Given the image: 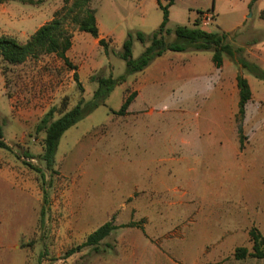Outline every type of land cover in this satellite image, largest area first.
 Instances as JSON below:
<instances>
[{"label":"rangeland","instance_id":"1","mask_svg":"<svg viewBox=\"0 0 264 264\" xmlns=\"http://www.w3.org/2000/svg\"><path fill=\"white\" fill-rule=\"evenodd\" d=\"M63 3L0 2V35L26 41ZM89 7L107 51L67 19L70 65L55 53L15 65L0 58V118L9 146L0 148V264H264L233 256L237 246L251 248L250 227L264 236V80L237 63L241 57L264 69V0H174L167 27H193L198 16V26L224 34L233 52L223 53L217 68L209 50L164 51L152 62L173 61L179 78L169 87L162 80L167 94L154 101L135 100L140 71L125 74L118 53L128 32L158 27L156 0H90ZM144 45L133 37V58ZM237 73L252 94L241 137ZM93 75L118 82L62 133L47 168L40 156L45 133L36 125L51 107L52 120L80 98L91 100ZM133 91L128 111L112 113ZM158 143L159 159L152 154ZM107 220L137 226L111 230L98 252L84 246L66 255Z\"/></svg>","mask_w":264,"mask_h":264},{"label":"trees","instance_id":"2","mask_svg":"<svg viewBox=\"0 0 264 264\" xmlns=\"http://www.w3.org/2000/svg\"><path fill=\"white\" fill-rule=\"evenodd\" d=\"M2 1L4 0H0V2ZM173 1L166 0V3L162 4L161 0H156L162 10V19L158 27L150 34H145L142 31H135L134 35L130 32L127 33L126 38L122 42L121 50L118 53L119 57L125 62V74L143 70L166 50L177 52L209 50L211 51V60L217 68L222 64L223 53L232 55L233 51L224 42L225 35L200 28L198 26L200 23L198 16L193 21V27H188L183 24H176L172 29L167 27L169 21L168 6ZM253 1L255 0H250V3ZM63 2V5L53 12L52 17L38 26L26 41L17 42L10 36L0 35L1 60L15 65L38 54L55 53L65 64L70 65L65 52L71 46V35L65 29V21L70 19L72 23L77 25L79 31L87 32L94 38H98L99 31L95 18V10L89 7L90 0H63ZM171 32L174 35V39L166 41L164 35ZM133 37L145 43L143 50L135 58L131 54ZM98 44L103 46L105 51H107V43L104 38H98ZM237 63L256 78L264 80V69L260 68L257 64L241 57L237 59ZM74 76L76 78V75ZM123 78L124 76L122 75L119 77V80H123ZM91 80L97 83L96 88L93 90L91 100L86 101L80 98L75 105L69 109L62 110L60 115L52 120L51 117L56 110L55 107H51L36 125V130H43L45 133L40 156L45 161L47 168H52L54 154L62 133L87 115L97 105L103 103L113 86L118 82L111 75H93L91 76ZM235 83L238 90L237 131L241 137V120L244 115L245 105L251 100L252 94L249 83L242 74H236ZM135 94L136 91L129 93L122 101L120 107L117 110L111 109V112L117 115H124ZM0 148L9 149V146L4 140L1 118ZM125 226H137V224L131 221L115 225L112 220H107L90 232L83 242L67 250L66 255L68 256L84 246H90L93 251L98 252L101 250L99 247L100 240L107 236L111 230ZM248 236L251 241L250 250L245 246H237L233 252L234 258H264V236L254 226L249 228Z\"/></svg>","mask_w":264,"mask_h":264},{"label":"crops","instance_id":"3","mask_svg":"<svg viewBox=\"0 0 264 264\" xmlns=\"http://www.w3.org/2000/svg\"><path fill=\"white\" fill-rule=\"evenodd\" d=\"M164 62H166L167 64H165ZM172 62L169 61L168 59H166V60H163V59L159 60L158 59L140 71V75L137 78V84H138L137 85V95H136L137 97L135 100L138 101V100L145 99V100L154 101V99L158 98L160 93L163 92L164 94H167L168 87H169L168 85H170L173 81L175 82V80H177L176 78H179V76H177L178 75L177 74L178 67L173 66L174 64ZM186 76H185V79L189 80V82H191V80L193 79L191 74L188 75V78H186ZM207 79H208V77H204V78H202V81L205 82ZM162 80H164L165 82L163 83ZM196 80H198V79H195L194 84L197 86ZM162 83L167 84L168 87L161 86ZM185 91H187V90H185ZM236 94H237V100H238L237 87H236ZM143 96H145V97H143ZM131 103H132V101L130 102V104ZM130 104L128 106H130ZM127 111H128V109L126 110V112ZM153 142H154L153 140H151L150 142L148 141L149 147L153 146V144H154ZM156 148H157L158 152H156L157 150H154L152 148V154H154L155 156H158V159L160 157H164V156H160V154H159V152H160L159 143H158Z\"/></svg>","mask_w":264,"mask_h":264}]
</instances>
